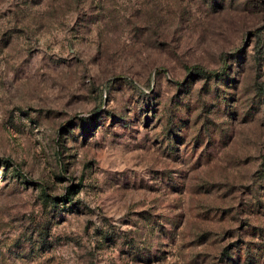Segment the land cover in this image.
<instances>
[{"label": "rangeland", "instance_id": "1", "mask_svg": "<svg viewBox=\"0 0 264 264\" xmlns=\"http://www.w3.org/2000/svg\"><path fill=\"white\" fill-rule=\"evenodd\" d=\"M0 264H264V0H0Z\"/></svg>", "mask_w": 264, "mask_h": 264}, {"label": "trees", "instance_id": "2", "mask_svg": "<svg viewBox=\"0 0 264 264\" xmlns=\"http://www.w3.org/2000/svg\"><path fill=\"white\" fill-rule=\"evenodd\" d=\"M199 72H200V74H204V75H208V76L217 75V72L216 73H212V72L206 73V72H203V71H199Z\"/></svg>", "mask_w": 264, "mask_h": 264}]
</instances>
